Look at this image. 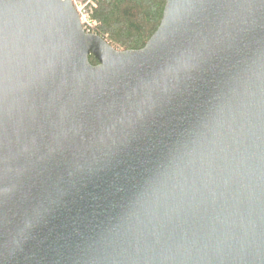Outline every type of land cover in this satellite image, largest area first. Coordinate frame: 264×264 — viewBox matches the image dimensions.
Segmentation results:
<instances>
[{
	"label": "water",
	"instance_id": "obj_1",
	"mask_svg": "<svg viewBox=\"0 0 264 264\" xmlns=\"http://www.w3.org/2000/svg\"><path fill=\"white\" fill-rule=\"evenodd\" d=\"M0 264H264V0H165L126 52L0 0Z\"/></svg>",
	"mask_w": 264,
	"mask_h": 264
},
{
	"label": "trees",
	"instance_id": "obj_2",
	"mask_svg": "<svg viewBox=\"0 0 264 264\" xmlns=\"http://www.w3.org/2000/svg\"><path fill=\"white\" fill-rule=\"evenodd\" d=\"M165 0H94L89 34L102 38L117 52L145 47L163 19ZM93 65L97 62L90 58Z\"/></svg>",
	"mask_w": 264,
	"mask_h": 264
},
{
	"label": "built area",
	"instance_id": "obj_3",
	"mask_svg": "<svg viewBox=\"0 0 264 264\" xmlns=\"http://www.w3.org/2000/svg\"><path fill=\"white\" fill-rule=\"evenodd\" d=\"M72 2L80 15L84 29L87 32V30L91 29L94 25L89 14V9L91 5L94 4V0H72Z\"/></svg>",
	"mask_w": 264,
	"mask_h": 264
}]
</instances>
